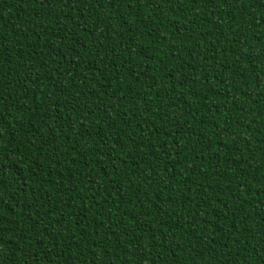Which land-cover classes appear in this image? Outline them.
Here are the masks:
<instances>
[{
	"label": "trees",
	"instance_id": "1",
	"mask_svg": "<svg viewBox=\"0 0 264 264\" xmlns=\"http://www.w3.org/2000/svg\"><path fill=\"white\" fill-rule=\"evenodd\" d=\"M0 264H264V0H0Z\"/></svg>",
	"mask_w": 264,
	"mask_h": 264
}]
</instances>
